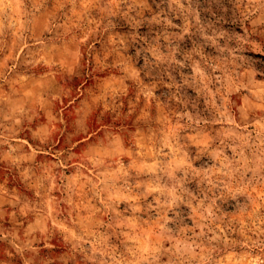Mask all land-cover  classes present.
Returning a JSON list of instances; mask_svg holds the SVG:
<instances>
[{"label": "clouds", "instance_id": "clouds-1", "mask_svg": "<svg viewBox=\"0 0 264 264\" xmlns=\"http://www.w3.org/2000/svg\"><path fill=\"white\" fill-rule=\"evenodd\" d=\"M0 264H264V0H0Z\"/></svg>", "mask_w": 264, "mask_h": 264}]
</instances>
